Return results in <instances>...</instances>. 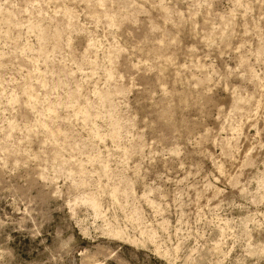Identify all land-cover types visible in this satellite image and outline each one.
<instances>
[{"label":"rangeland","instance_id":"obj_1","mask_svg":"<svg viewBox=\"0 0 264 264\" xmlns=\"http://www.w3.org/2000/svg\"><path fill=\"white\" fill-rule=\"evenodd\" d=\"M0 264H264V0H0Z\"/></svg>","mask_w":264,"mask_h":264},{"label":"bare ground","instance_id":"obj_2","mask_svg":"<svg viewBox=\"0 0 264 264\" xmlns=\"http://www.w3.org/2000/svg\"><path fill=\"white\" fill-rule=\"evenodd\" d=\"M115 127H116V124H115ZM115 129H116V128H115ZM115 129H114V130H115Z\"/></svg>","mask_w":264,"mask_h":264}]
</instances>
